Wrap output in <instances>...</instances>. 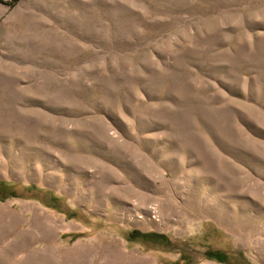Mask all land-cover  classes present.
<instances>
[{
    "label": "rangeland",
    "instance_id": "obj_1",
    "mask_svg": "<svg viewBox=\"0 0 264 264\" xmlns=\"http://www.w3.org/2000/svg\"><path fill=\"white\" fill-rule=\"evenodd\" d=\"M0 264H264V0L0 2Z\"/></svg>",
    "mask_w": 264,
    "mask_h": 264
},
{
    "label": "trees",
    "instance_id": "obj_2",
    "mask_svg": "<svg viewBox=\"0 0 264 264\" xmlns=\"http://www.w3.org/2000/svg\"><path fill=\"white\" fill-rule=\"evenodd\" d=\"M20 0H0L1 3L7 4L10 7H13L14 5H16ZM156 238H159L158 240L155 239V242L161 243V240H164L163 236H157ZM207 256L210 259H214L216 261L219 262H226V255L222 252L219 251H211L208 252Z\"/></svg>",
    "mask_w": 264,
    "mask_h": 264
}]
</instances>
